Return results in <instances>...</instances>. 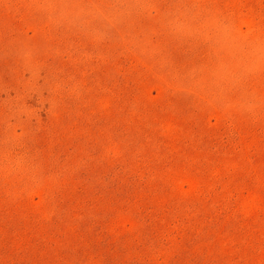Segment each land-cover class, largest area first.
Listing matches in <instances>:
<instances>
[{
    "label": "rangeland",
    "instance_id": "1",
    "mask_svg": "<svg viewBox=\"0 0 264 264\" xmlns=\"http://www.w3.org/2000/svg\"><path fill=\"white\" fill-rule=\"evenodd\" d=\"M0 264H264V0H0Z\"/></svg>",
    "mask_w": 264,
    "mask_h": 264
}]
</instances>
